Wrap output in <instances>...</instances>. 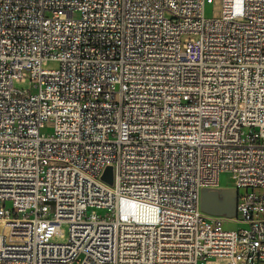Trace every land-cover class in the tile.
<instances>
[{
	"label": "built area",
	"instance_id": "built-area-1",
	"mask_svg": "<svg viewBox=\"0 0 264 264\" xmlns=\"http://www.w3.org/2000/svg\"><path fill=\"white\" fill-rule=\"evenodd\" d=\"M217 257L264 264V0H0V264Z\"/></svg>",
	"mask_w": 264,
	"mask_h": 264
},
{
	"label": "water",
	"instance_id": "water-1",
	"mask_svg": "<svg viewBox=\"0 0 264 264\" xmlns=\"http://www.w3.org/2000/svg\"><path fill=\"white\" fill-rule=\"evenodd\" d=\"M100 179L105 183L112 184V167L106 166ZM237 191L233 187L219 188L215 190H202L200 193L199 208L202 212L211 215H225L234 217L236 215Z\"/></svg>",
	"mask_w": 264,
	"mask_h": 264
},
{
	"label": "rangeland",
	"instance_id": "rangeland-1",
	"mask_svg": "<svg viewBox=\"0 0 264 264\" xmlns=\"http://www.w3.org/2000/svg\"><path fill=\"white\" fill-rule=\"evenodd\" d=\"M218 9V2L215 1L213 4L206 6V8H204V15L211 17L215 15L216 10ZM184 37H186L185 35H182L180 37V40H182ZM14 87L17 88H23V89H27L28 85H27V81L24 83H13ZM218 184L220 187L223 188H229L232 187L234 185V181L233 178L231 176L230 173L227 172H222L219 174V178H218ZM9 204L6 202L4 203V207H8ZM61 229L63 230L64 234H63V239L61 240H54L56 242H64L66 241V225L65 224H61ZM240 227L239 223H234V222H228L225 224V228H231V229H235ZM229 258L227 257H217V258H211L208 261H206V263L204 264H227L229 262Z\"/></svg>",
	"mask_w": 264,
	"mask_h": 264
}]
</instances>
